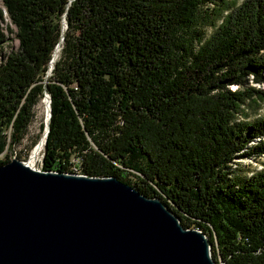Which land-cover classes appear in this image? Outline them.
<instances>
[{"label":"trees","instance_id":"obj_1","mask_svg":"<svg viewBox=\"0 0 264 264\" xmlns=\"http://www.w3.org/2000/svg\"><path fill=\"white\" fill-rule=\"evenodd\" d=\"M2 4L18 48L0 55V154L48 95L42 171L116 177L202 230L217 264H264V169L237 162L264 155V119L240 118L264 101L249 86L264 84V0Z\"/></svg>","mask_w":264,"mask_h":264},{"label":"water","instance_id":"obj_2","mask_svg":"<svg viewBox=\"0 0 264 264\" xmlns=\"http://www.w3.org/2000/svg\"><path fill=\"white\" fill-rule=\"evenodd\" d=\"M0 264L217 263L203 231L159 197L12 159L0 164Z\"/></svg>","mask_w":264,"mask_h":264},{"label":"rangeland","instance_id":"obj_3","mask_svg":"<svg viewBox=\"0 0 264 264\" xmlns=\"http://www.w3.org/2000/svg\"><path fill=\"white\" fill-rule=\"evenodd\" d=\"M230 2V7L233 6V2L235 4H240L243 0H228ZM0 10H4L2 0H0ZM224 15L226 12L223 13ZM208 19L202 21V25L206 28V38H209V36L212 33V29L209 27L208 21H217L216 24H220V18L215 19L214 16L208 15ZM9 26L13 32L9 33L6 30V27ZM3 36V38H0V55L1 54H7L10 50H16L18 48V41L16 39L15 35V28L10 24V20L8 19V16L5 14L3 19H0V37ZM57 50V55L55 60L59 56L60 49L56 47L55 51ZM54 51V52H55ZM54 55V53H53ZM53 57V56H52ZM50 76V73L48 74ZM249 86L263 90L264 92V84H254L249 82ZM232 89L235 88L234 86L231 87ZM47 98V99H46ZM45 99L41 100L39 105L36 108V119L34 122L30 125L28 129V134L22 140L20 144L14 145L12 148H10L7 151H4L2 154H0V161H10L12 159H16L22 162H26L28 160L29 154L35 144L38 142L42 134H44L47 131V125L49 124L50 119V106L48 103L49 99L46 97ZM47 102V105H46ZM47 107V108H46ZM243 107V116H241L242 121H255L259 119H264V101L258 102V103H246ZM48 110V111H47ZM46 140V137H45ZM255 141H259V139H256ZM43 150L40 152V155L38 157V162L35 164V168L38 169L41 166L42 157H43ZM237 162L239 165L238 172L243 175H250L252 172H258L264 169V155L257 159H241ZM126 179L129 180L131 183L137 182V179L134 175L128 174L126 176ZM184 222H189L187 220H184Z\"/></svg>","mask_w":264,"mask_h":264},{"label":"bare ground","instance_id":"obj_4","mask_svg":"<svg viewBox=\"0 0 264 264\" xmlns=\"http://www.w3.org/2000/svg\"><path fill=\"white\" fill-rule=\"evenodd\" d=\"M56 55H57V50L54 52L53 60H52L51 65L55 61ZM46 105H47V102H46ZM44 145H45V137H44V134H42V136L40 137L38 142L35 144V146L31 150V152L29 154V157H28V160L25 162L26 165H28L29 167L35 169V164L38 162V157L40 155V152L44 148Z\"/></svg>","mask_w":264,"mask_h":264},{"label":"built area","instance_id":"obj_5","mask_svg":"<svg viewBox=\"0 0 264 264\" xmlns=\"http://www.w3.org/2000/svg\"><path fill=\"white\" fill-rule=\"evenodd\" d=\"M46 97H48V95H45V98H46ZM45 98H44V99H45ZM46 99H47V98H46ZM48 99H49V97H48ZM48 103H49V101H48ZM35 169H36V168H35ZM36 170H39V171H40V170H41V166H40V168H38V169H36ZM72 173H74V174H80L79 171H78L77 169H73V170H72Z\"/></svg>","mask_w":264,"mask_h":264}]
</instances>
